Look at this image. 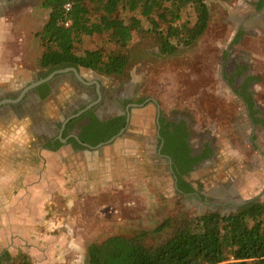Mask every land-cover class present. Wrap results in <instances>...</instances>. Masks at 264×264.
Listing matches in <instances>:
<instances>
[{
    "label": "rangeland",
    "instance_id": "obj_1",
    "mask_svg": "<svg viewBox=\"0 0 264 264\" xmlns=\"http://www.w3.org/2000/svg\"><path fill=\"white\" fill-rule=\"evenodd\" d=\"M18 2H11L2 14L0 63L16 69V84L22 85L47 74L39 66L36 34L49 13L41 8L43 0ZM204 4L207 29L191 46L182 43L196 23L190 5L181 7L179 19L172 22L176 37L166 36L167 24L155 15L158 25L153 31L139 9L128 11L119 5L116 15L124 25L140 24L126 52L131 61L124 74L105 77L81 70L82 78L100 83L106 97L127 95L141 105L130 112L126 134L110 146H121L119 157L114 152L115 160L103 157L107 147L41 152L42 137L27 119L0 121L2 178L16 176L5 194L7 206L0 207L1 264H18L22 258L30 264H88L89 246L111 237L151 232L167 220L229 215L238 205L264 202V5L258 0H204ZM164 41L174 48L173 54H161ZM100 49L124 53L108 35L82 37L74 52ZM235 66L242 68L240 74L246 72V82L251 79L250 95L258 115L254 127L235 93L239 88L227 83L233 84L228 68ZM64 99L60 91L57 100ZM156 113L169 121H186L191 148L203 138L212 142L214 159L185 178L210 206L201 199L178 196L164 165L156 166L154 159L141 155L143 145L148 147L154 136ZM132 151L138 158L129 160ZM224 194L231 205L211 200ZM171 233L168 228L145 241L152 246Z\"/></svg>",
    "mask_w": 264,
    "mask_h": 264
},
{
    "label": "trees",
    "instance_id": "obj_2",
    "mask_svg": "<svg viewBox=\"0 0 264 264\" xmlns=\"http://www.w3.org/2000/svg\"><path fill=\"white\" fill-rule=\"evenodd\" d=\"M121 4L128 11L139 9L141 17L153 26V31L158 25L153 18L155 15L159 22L167 24V37L178 36L172 22L179 19L181 7L190 5L196 14V23L182 41L186 46L202 37L209 21L204 0H43L41 8L49 14L36 34L40 68L49 71L82 68L105 77L122 76L131 61L126 52L133 35L140 31V24L135 21L130 26L124 25L116 15ZM66 5L70 6L68 11H65ZM101 35H108V39L124 53L100 49L75 54V46L81 43L82 37ZM164 43L161 54H173L174 48L168 46L167 41ZM107 138L82 142L96 146ZM188 152V148L182 146L175 155L184 157L182 162L175 163L177 169L181 168L178 169L180 176L197 162L188 160ZM179 188L183 192L191 191L181 179ZM168 228L172 233L167 239L152 246L146 243L149 235ZM87 256L88 264H264V202L246 203L229 215L209 213L200 218L167 220L151 232L111 237L99 245H90ZM18 264L30 263L22 258Z\"/></svg>",
    "mask_w": 264,
    "mask_h": 264
},
{
    "label": "flooded vegetation",
    "instance_id": "obj_3",
    "mask_svg": "<svg viewBox=\"0 0 264 264\" xmlns=\"http://www.w3.org/2000/svg\"><path fill=\"white\" fill-rule=\"evenodd\" d=\"M258 1L260 3L264 0ZM6 2L9 4L11 2L17 3L18 0H6ZM72 69L76 70L79 78L71 71ZM81 70L86 69L46 70V75H40L30 82L22 85L16 84L0 92V121L8 120L9 117H13L15 120L27 119L34 128L39 130V136L42 137L39 150L48 154H54L62 148H68L79 153L110 147L114 141L126 134L131 119L130 112L141 105L127 95L115 94L106 97L100 83L96 79L89 81L82 78ZM228 70L233 84L229 80L227 83L229 86H235L236 89L239 88L235 93L244 108L248 122L254 127L258 121V115L255 111L257 107L250 95L251 85L245 80L246 72L240 74L242 68L236 66L229 67ZM50 76L52 77L49 80L26 91L31 85L46 80ZM60 91H64L65 99L62 102L57 100ZM44 110L48 111L47 113L51 116L48 121L45 119ZM104 137H108L107 140L96 146L82 142L83 140L89 142ZM191 139L192 132H190L189 124L186 121L177 119L169 121L160 113H156L154 136L149 138V148L143 145L144 150L141 155H144L146 160L154 159L156 166L164 165L178 196L201 199L204 204L210 206V203H206V197L200 196L193 185L185 181V178L191 172L204 166L205 162L214 159L215 149L212 142L207 138L198 141V146L193 149L190 146ZM58 143L60 147L57 146ZM182 146L189 150L188 160L190 162L197 160V162L194 165L191 164L189 172L180 176L178 169L181 168L177 169L175 163L182 162L184 157L179 158L175 155L178 148ZM147 148L151 151L152 156ZM131 153L129 160L138 158L135 152L132 151ZM132 169L135 172L134 167H127L129 171ZM180 179L191 187L190 192H183L179 188ZM225 197H227L226 194L222 198L211 200L220 203L225 201L231 205ZM226 203L225 205L229 206ZM241 206L243 205H238L236 208L239 209ZM3 259V256H0V264Z\"/></svg>",
    "mask_w": 264,
    "mask_h": 264
},
{
    "label": "crops",
    "instance_id": "obj_4",
    "mask_svg": "<svg viewBox=\"0 0 264 264\" xmlns=\"http://www.w3.org/2000/svg\"><path fill=\"white\" fill-rule=\"evenodd\" d=\"M10 4H8L7 2H2L0 0V22H2V14L8 10L11 6H9ZM1 37V35H0ZM0 43L2 44L1 42V38H0ZM1 47V46H0ZM1 55L2 53L0 52V59H1ZM0 88H4L5 89H8L10 87H13L14 85H16V80H17V70H13L14 68L13 67H7V65H3L0 63ZM14 81V82H13ZM114 147H117V148H108L107 147V150L108 152H105V154L103 155V157L108 160V159H111V160H115V157L114 156H117L119 157V151H121V146H116L114 145ZM65 150L69 151L68 148H65ZM93 151V150H91ZM71 152V150H70ZM117 153V155L114 154ZM97 160V159H96ZM1 164H0V207L1 208H4L5 206H7V203H5V198H6V193H9L10 191L9 190V186H10V183L13 181V179L16 177V176H10V177H6V178H2V172H1ZM99 170V163H98V160L95 164V167L93 168V171H95V175L97 174ZM9 182V183H8Z\"/></svg>",
    "mask_w": 264,
    "mask_h": 264
},
{
    "label": "water",
    "instance_id": "obj_5",
    "mask_svg": "<svg viewBox=\"0 0 264 264\" xmlns=\"http://www.w3.org/2000/svg\"><path fill=\"white\" fill-rule=\"evenodd\" d=\"M71 71L77 76V72H76V70L72 69ZM51 77H52V76H50V77H49L48 79H46V80H43V81H41V82H38V83H35V84L31 85L26 91H29V90H31V89H34V88L37 87L39 84H41V83H43V82L49 80ZM77 78H79V77L77 76ZM112 141H113V140H112ZM112 141H111V142H112ZM109 143H110V142H109Z\"/></svg>",
    "mask_w": 264,
    "mask_h": 264
},
{
    "label": "built area",
    "instance_id": "obj_6",
    "mask_svg": "<svg viewBox=\"0 0 264 264\" xmlns=\"http://www.w3.org/2000/svg\"><path fill=\"white\" fill-rule=\"evenodd\" d=\"M69 8H70V6H69V5H66V6H65V11H68V10H69ZM65 26L67 27V26H68V24H66Z\"/></svg>",
    "mask_w": 264,
    "mask_h": 264
}]
</instances>
